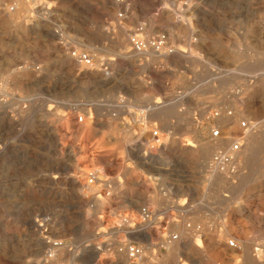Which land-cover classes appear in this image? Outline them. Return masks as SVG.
Segmentation results:
<instances>
[{
    "label": "rangeland",
    "instance_id": "1",
    "mask_svg": "<svg viewBox=\"0 0 264 264\" xmlns=\"http://www.w3.org/2000/svg\"><path fill=\"white\" fill-rule=\"evenodd\" d=\"M214 129L256 152L207 150ZM185 236L236 241L216 264L264 249V0H0V264H186Z\"/></svg>",
    "mask_w": 264,
    "mask_h": 264
},
{
    "label": "bare ground",
    "instance_id": "2",
    "mask_svg": "<svg viewBox=\"0 0 264 264\" xmlns=\"http://www.w3.org/2000/svg\"><path fill=\"white\" fill-rule=\"evenodd\" d=\"M22 1V0H21ZM28 1V0H27ZM15 2V0H14ZM28 4V3H27ZM30 5V4H29ZM26 6V5H25ZM16 7V6H15ZM30 7V6H29ZM29 9V8H28ZM17 10V9H16ZM20 10V8H19ZM20 12V11H19ZM15 17V16H14ZM172 19V17H171ZM19 20V19H18ZM170 20V19H169ZM12 21V19H11ZM184 29V28H183ZM148 48H153L152 47V43H150L147 48L145 50H137L138 52H144L146 51ZM143 55V54H142ZM79 57V55H78ZM80 59V57H79ZM75 62V61H74ZM85 62V61H84ZM101 68V67H100ZM87 72V71H86ZM93 72V71H92ZM25 73V72H24ZM101 73V72H100ZM92 75V74H91ZM97 78V77H96ZM261 92V91H260ZM262 93V92H261ZM254 109V108H253ZM253 111V110H252ZM225 116V115H224ZM69 117V116H67ZM234 119V118H233ZM83 119H82V124H79L78 126H74L72 127L71 126V121L70 120H66L64 122V127L66 129H69L70 131L72 129H74V132H73V135H83L84 138H90L94 133H93V127L90 125L89 122H84L83 123ZM222 123L223 125H226V127L232 129V120L229 116H225V117H222ZM73 122V121H72ZM235 124V123H234ZM153 132L152 134V138L153 139H156L158 137V140H161L160 137H159V132ZM69 133V132H68ZM67 133V134H68ZM237 134V133H236ZM253 134V133H252ZM95 135V134H94ZM72 136V135H71ZM222 136V135H221ZM220 136V137H221ZM248 136L251 137V130L250 132H248ZM162 137V136H161ZM213 138L214 139V142L213 144L211 145H208L207 146V150H213V151H220L222 149L223 146H227L229 148H232L233 147V141H235L237 138L236 135H232L230 137H226V138ZM65 138V137H64ZM260 138V137H259ZM147 139V138H146ZM257 139V138H256ZM255 139V140H256ZM260 140V139H259ZM156 141V140H155ZM92 142V141H91ZM160 142V141H159ZM254 141H249V144H248V147L243 151V149L241 151H239L241 149V145L239 144H236L234 145L233 147V150L235 152L239 151V154L238 156H240L241 154L242 155H247V153L250 155H254L253 153L256 152L257 148L256 146L252 143ZM257 142V141H256ZM149 143V141H148ZM186 143L188 146H194L195 145V142L192 140V139H187L186 140ZM211 143V142H210ZM233 143V144H232ZM236 143V142H235ZM95 146H98V147H106L107 146V143L105 141H96ZM237 146V148H236ZM84 147V146H83ZM187 147V146H186ZM260 147V146H259ZM78 148V147H77ZM76 148V149H77ZM79 150V149H77ZM161 151V149H160ZM79 152V151H78ZM113 152V154H117L115 151H111ZM115 152V153H114ZM81 153H77V154H74L75 156H78L80 155ZM119 155V154H117ZM219 155V154H218ZM238 156L237 155H233V154H230V155H219V157L217 159H219L222 163V162H226V163H229V162H232L233 164L236 163L237 159H238ZM84 162L83 165L80 164V161ZM105 163V162H104ZM231 163V164H232ZM77 164H78V170H79V174L80 176L78 177L79 179V182L83 183L84 187H92V185L94 184V180L91 181V178L95 179L96 181H98V178H97V172L100 171V159L97 160V162H95L93 159L89 160L85 157H81L80 159L77 158ZM99 166V167H98ZM82 185V184H81ZM100 201V200H99ZM99 207V206H98ZM141 208V207H139ZM137 209V208H136ZM184 209V208H183ZM140 210V209H139ZM99 211V210H98ZM180 212V211H179ZM96 213V212H95ZM94 213V214H95ZM145 219V217H143ZM141 214L137 211H133V212H130V214L126 217V218H122V219H116V221L112 222L113 225H119V226H125V225H131V224H140L141 225ZM150 219V218H149ZM143 221V220H142ZM97 222V221H96ZM148 222V221H147ZM150 222V221H149ZM146 223V222H145ZM144 226V225H143ZM152 226V225H151ZM195 226V225H194ZM148 227V226H147ZM141 228V227H140ZM240 228V227H239ZM139 229V228H138ZM180 229V228H179ZM183 230V229H182ZM195 230V229H194ZM244 230V229H243ZM141 231V230H140ZM146 231V230H145ZM185 231V230H184ZM200 231V230H199ZM237 232V231H236ZM141 233V232H140ZM143 233V232H142ZM147 233V232H146ZM190 233V232H188ZM226 233V232H225ZM241 233V232H240ZM179 234V233H177ZM148 235V234H147ZM181 235V234H180ZM177 236V235H176ZM187 236V235H186ZM183 237L180 241L177 240V242H172L170 244H172L171 246V249L172 251L176 254V255H180V252L182 251V249H184L186 251V256H188V262L186 264H199L201 261L197 259V257L200 255L201 252H206L208 254V257H209V260L206 262V264H216L215 260L212 258L213 254L217 255L219 258H225V256H228V257H232L234 255V248H236V245L235 242L236 241H231L229 239H226L225 236H221V237H218V238H211L210 240L208 241H205V240H202V239H197L195 238L196 242L193 243L191 239H189V237ZM204 236V235H203ZM234 236V235H233ZM200 237V236H199ZM216 237V236H215ZM248 237V236H247ZM149 238V237H148ZM157 238V237H156ZM155 238V239H156ZM180 238V237H179ZM193 238V237H192ZM203 238V237H202ZM150 239V238H149ZM153 239V238H151ZM160 239V238H159ZM174 239H178V238H174ZM173 239V240H174ZM238 239V238H237ZM241 239V238H240ZM244 239V238H243ZM239 240V239H238ZM248 240V239H247ZM154 241V240H153ZM170 241V240H169ZM152 242V241H151ZM247 242V241H246ZM253 242V241H251ZM244 244V243H243ZM247 245V244H246ZM119 246V245H118ZM258 246V245H257ZM250 249L251 247L247 246L246 247V250L244 251V260H245V263L244 264H264V249H262L257 256L253 257L252 258V254L250 252ZM134 251V250H133ZM112 252V251H111ZM121 254L120 256L122 257L123 261L124 262H127L131 256H136L135 253H132V251H129L128 248H123L121 250ZM237 252V251H236ZM235 252V253H236ZM107 253V252H105ZM110 253V252H109ZM114 253V252H113ZM108 254V253H107ZM94 255V254H93ZM108 258V261L110 262V260H112V255L110 256L109 254L106 255ZM172 256V255H171ZM182 257V256H181ZM132 258V257H131ZM217 258V257H216ZM221 258V259H222ZM242 258V257H241ZM120 259V258H119ZM118 259V261H119ZM231 259V258H230ZM115 260V259H114ZM184 260V259H183ZM206 260V259H205ZM243 260V259H242ZM241 260V261H242ZM41 261V260H40ZM39 261V264H46L44 263V261L42 260V262L40 263ZM72 261V260H71ZM101 261V260H100ZM106 261V260H105ZM145 261V260H144ZM185 261V260H184ZM200 261V262H199ZM49 262H52L51 264H59V263H55L53 260L49 261ZM103 262V260L101 261ZM178 262V261H177ZM229 262V261H228ZM114 263V262H113ZM138 262L136 261V264ZM238 263V262H237ZM49 264V263H48ZM125 264V263H124ZM179 264V263H178ZM219 264V263H218ZM226 264V263H225ZM233 264V263H232Z\"/></svg>",
    "mask_w": 264,
    "mask_h": 264
},
{
    "label": "built area",
    "instance_id": "3",
    "mask_svg": "<svg viewBox=\"0 0 264 264\" xmlns=\"http://www.w3.org/2000/svg\"><path fill=\"white\" fill-rule=\"evenodd\" d=\"M164 41H165V37L161 36V37L158 38L157 41L152 42V47H153L155 50L159 51L160 49H162L163 44H164ZM132 43H133V45H134V47H135V50H141V51H142V50H145V49L147 48V46H148V44L145 43L143 40H141L138 36L134 37V39L132 40ZM79 57H80L81 59H83V61L86 60V61L90 64V61H89V59H88L87 56L82 57V55H79ZM87 59H88V60H87ZM232 114H233V113H231V114H229V115H232ZM221 134H222V133H221V130H219V129H214V130L212 131L211 137H212V138H218V137L221 136ZM236 148H237V146H236Z\"/></svg>",
    "mask_w": 264,
    "mask_h": 264
}]
</instances>
